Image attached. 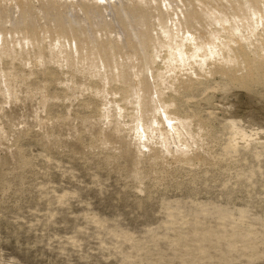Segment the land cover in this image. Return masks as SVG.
Segmentation results:
<instances>
[{"label":"rangeland","instance_id":"obj_1","mask_svg":"<svg viewBox=\"0 0 264 264\" xmlns=\"http://www.w3.org/2000/svg\"><path fill=\"white\" fill-rule=\"evenodd\" d=\"M0 264H264V0H0Z\"/></svg>","mask_w":264,"mask_h":264},{"label":"bare ground","instance_id":"obj_2","mask_svg":"<svg viewBox=\"0 0 264 264\" xmlns=\"http://www.w3.org/2000/svg\"><path fill=\"white\" fill-rule=\"evenodd\" d=\"M118 1V0H117ZM108 3V2H107Z\"/></svg>","mask_w":264,"mask_h":264}]
</instances>
